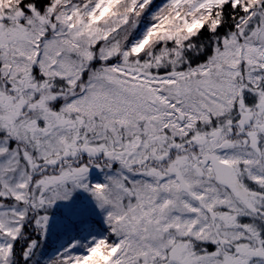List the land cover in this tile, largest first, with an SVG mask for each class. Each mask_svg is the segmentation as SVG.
<instances>
[{
	"label": "snow or ice",
	"instance_id": "obj_1",
	"mask_svg": "<svg viewBox=\"0 0 264 264\" xmlns=\"http://www.w3.org/2000/svg\"><path fill=\"white\" fill-rule=\"evenodd\" d=\"M0 264H264V0H0Z\"/></svg>",
	"mask_w": 264,
	"mask_h": 264
}]
</instances>
